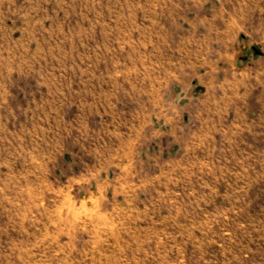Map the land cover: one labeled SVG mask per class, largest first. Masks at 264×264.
Returning a JSON list of instances; mask_svg holds the SVG:
<instances>
[{"label": "rangeland", "instance_id": "obj_1", "mask_svg": "<svg viewBox=\"0 0 264 264\" xmlns=\"http://www.w3.org/2000/svg\"><path fill=\"white\" fill-rule=\"evenodd\" d=\"M0 264H264V0H0Z\"/></svg>", "mask_w": 264, "mask_h": 264}]
</instances>
